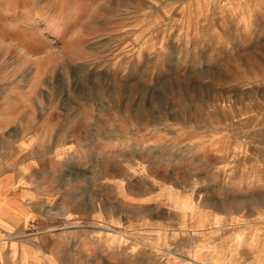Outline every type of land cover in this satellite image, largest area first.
Listing matches in <instances>:
<instances>
[{
	"label": "rangeland",
	"instance_id": "rangeland-1",
	"mask_svg": "<svg viewBox=\"0 0 264 264\" xmlns=\"http://www.w3.org/2000/svg\"><path fill=\"white\" fill-rule=\"evenodd\" d=\"M0 129V264H264V0H0Z\"/></svg>",
	"mask_w": 264,
	"mask_h": 264
},
{
	"label": "crops",
	"instance_id": "crops-1",
	"mask_svg": "<svg viewBox=\"0 0 264 264\" xmlns=\"http://www.w3.org/2000/svg\"><path fill=\"white\" fill-rule=\"evenodd\" d=\"M3 121V127H4V121ZM2 127V128H3ZM5 129H0V134L4 133ZM1 144L9 145V142L4 140L1 142ZM4 162L0 160V240L3 238V233H5L3 227V224H5V221H7V218L13 219L14 221H22L23 224L25 225L26 223V217H25V212H23L22 208H19V204H22L24 207L23 203H19L15 205V199L10 197L9 194L12 190H16L19 187V182H14L13 177L10 176V174L7 173L5 167H4ZM182 198V196H180ZM183 202H186L187 206V212L191 209L193 211L194 206L192 200H188L187 197L182 198ZM25 208V207H24ZM26 209V208H25ZM23 258V257H22ZM21 258V260H22Z\"/></svg>",
	"mask_w": 264,
	"mask_h": 264
}]
</instances>
